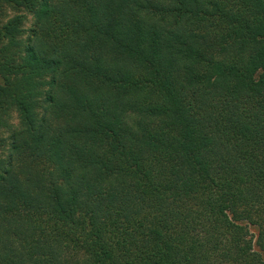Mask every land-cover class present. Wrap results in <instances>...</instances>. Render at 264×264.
Instances as JSON below:
<instances>
[{"label":"trees","instance_id":"1","mask_svg":"<svg viewBox=\"0 0 264 264\" xmlns=\"http://www.w3.org/2000/svg\"><path fill=\"white\" fill-rule=\"evenodd\" d=\"M7 128L0 264H264V0H0Z\"/></svg>","mask_w":264,"mask_h":264},{"label":"rangeland","instance_id":"2","mask_svg":"<svg viewBox=\"0 0 264 264\" xmlns=\"http://www.w3.org/2000/svg\"><path fill=\"white\" fill-rule=\"evenodd\" d=\"M9 13L10 15H14V14H21V15H24L25 16V20H24V26H23V34H22V37L24 39H26V36L28 35L29 33V29L30 27L32 26V23H33V15L25 10H19V11H16V10H13L11 8H9ZM11 124H12V128L14 127H17L19 125V119H18V116H17V113L14 112L12 114V117H11V120H10ZM10 129L7 128V129H0V134L5 136V137H9L10 135Z\"/></svg>","mask_w":264,"mask_h":264}]
</instances>
